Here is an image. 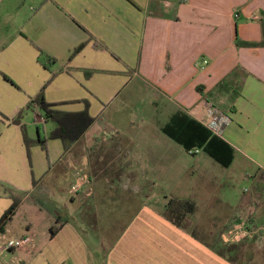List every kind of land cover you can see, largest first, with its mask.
I'll return each instance as SVG.
<instances>
[{
  "label": "crops",
  "instance_id": "crops-1",
  "mask_svg": "<svg viewBox=\"0 0 264 264\" xmlns=\"http://www.w3.org/2000/svg\"><path fill=\"white\" fill-rule=\"evenodd\" d=\"M263 23L264 0H0V219L10 190L27 193L0 242L31 238L0 249V264H262L264 256L243 253L237 263L212 251L198 231L214 232L215 222L199 225L197 204L179 228L142 201L145 184L177 177L185 159L162 127L180 111L206 124L213 103L232 118L221 138L235 158L228 168L211 158L192 174L212 193L239 174L257 186L253 198H228L221 210L227 230L254 222V247L264 249V46L245 44L263 40ZM40 51L59 62L46 69ZM44 87L65 111H82L87 100L96 122L66 153L53 140L29 155L13 119ZM22 124L31 139L55 128L37 108ZM104 196L139 205L123 222H106L115 211ZM99 232L121 233L106 237L111 251Z\"/></svg>",
  "mask_w": 264,
  "mask_h": 264
},
{
  "label": "trees",
  "instance_id": "trees-1",
  "mask_svg": "<svg viewBox=\"0 0 264 264\" xmlns=\"http://www.w3.org/2000/svg\"><path fill=\"white\" fill-rule=\"evenodd\" d=\"M264 24V23H263ZM248 46H264V36L260 43H245ZM84 44L77 50L76 54L81 52ZM40 62L46 69H51L55 63V59L40 51ZM94 74L93 70L86 71V76L91 77ZM9 80V79H8ZM85 108L79 112H69L62 110L60 104L50 103L45 96V87L30 100L27 106L13 119V123L21 125L24 141L30 155V150L33 146H41L43 150L48 152V142L59 140L63 143L65 153L69 151L71 145L80 141L96 122V118L90 114V103L84 100ZM39 109L45 122H50L55 125V128L49 133L47 137H43L38 131V138L31 139L28 135V130L22 124L26 111L32 109ZM162 131L168 137L180 144L185 151L196 156L199 151L205 152L210 158L224 168L232 165L235 158L234 148L228 144L223 138L213 135L212 132L202 122L192 118L186 112H177L170 120L162 127ZM193 152V153H192ZM36 184V182L34 181ZM25 192H18L10 190L9 195L13 200L12 206L5 212L0 219V234L6 232V227L10 220L15 216L20 207L23 198L26 196ZM196 205L194 202L188 200L170 199L166 205V213L164 216L177 227H182L187 217L194 214ZM59 227L55 226L52 229V236H55ZM209 248L217 255L230 259L227 253H231L228 245L222 242V239L213 238Z\"/></svg>",
  "mask_w": 264,
  "mask_h": 264
},
{
  "label": "rangeland",
  "instance_id": "rangeland-1",
  "mask_svg": "<svg viewBox=\"0 0 264 264\" xmlns=\"http://www.w3.org/2000/svg\"><path fill=\"white\" fill-rule=\"evenodd\" d=\"M80 47V46H79ZM77 47L73 51H71L70 59H73L76 56V50L79 48ZM45 53V52H44ZM46 54V53H45ZM51 57V56H50ZM55 63L57 64L59 61L55 58ZM41 63V62H40ZM53 64V65H54ZM52 67V66H51ZM28 112H33L32 110L26 111L24 118L26 117V114ZM137 117H139V124L145 125V123H142V115L139 113L137 114ZM23 118V120H24ZM42 129V125L40 126ZM41 135L43 136V132L41 131ZM185 159L184 163L181 162L182 168L178 167L177 170H179L177 177H167L166 180L158 181L156 183H148L145 184L146 188V194H149L150 196L148 199L142 201L145 203H148L151 208L162 210L164 214L166 213V205L168 204L170 199H177V200H188L191 202H194L198 206V210L196 212V216L198 218V224L199 225H205V224H212L215 222V230L214 232L205 233L198 231L200 236L209 235L208 239L211 242L213 238H219L222 239V242L226 244L223 241V235L227 232V223L224 225L227 221V215L226 212H222V202L227 201L228 198H232L233 200L237 198H242L244 196H247L248 198H253L252 194L255 192V188L257 187L255 184L252 185L251 181H248L244 179L240 174L234 177L231 181L225 182L223 184H220L217 186L218 189H216V193L209 192L207 189H205V186L203 183H201V175L199 172L193 171L198 169V163H203L207 161H212V159L203 151H199L196 156H190L184 151ZM214 163V162H213ZM180 168V169H179ZM175 171V169H173ZM258 176L260 178L264 177V174L262 172L258 173ZM264 179V178H263ZM206 187L209 188V185H206ZM254 190V191H253ZM215 191V190H214ZM104 203L102 201V205L104 208H109L115 211L114 217H108L105 216V221H109L112 218L119 219L121 222H123V219L126 220L125 210L130 209H136L138 207L139 203L135 200L130 201L129 199H114V200H106L107 196H104ZM212 202L210 209L207 211L205 210V207H202V204L204 202ZM48 203V201H47ZM52 202H49V205H51ZM201 205V206H200ZM163 217H165L163 215ZM119 223L121 224V222ZM245 221V220H244ZM247 221V220H246ZM252 224L254 222L250 221ZM187 225L192 226L195 223H192L191 221H187ZM224 225V226H223ZM197 231V230H196ZM89 235L92 234V232L89 229ZM94 234V233H93ZM96 234L105 235V246L106 248L111 251V242L107 240L108 237H116L117 234L121 233H112V232H99ZM107 237V238H106ZM110 240V239H109ZM89 241L91 243V238H89ZM257 238L255 236L246 239L245 241H242L240 243L235 244H226L228 245L229 249L231 250V253H227L228 256H230V259L240 263L241 260V254H247L248 256H264V249L259 250L256 249L254 246L256 244ZM104 246V247H105ZM264 264V262H261Z\"/></svg>",
  "mask_w": 264,
  "mask_h": 264
},
{
  "label": "built area",
  "instance_id": "built-area-1",
  "mask_svg": "<svg viewBox=\"0 0 264 264\" xmlns=\"http://www.w3.org/2000/svg\"><path fill=\"white\" fill-rule=\"evenodd\" d=\"M208 64L207 60L199 63L200 66L204 67ZM207 121L206 127L212 132L213 135L223 137L226 128L232 123L230 115L221 111L215 104L209 103L207 108ZM44 120V119H43ZM193 153V152H192ZM85 183V179L78 180L72 187V193L76 194ZM256 228L250 221H237L235 222L226 233L223 235V241L226 244H235L245 241L253 237ZM31 242V238L26 236L18 239H5L0 242V249L2 251L18 250Z\"/></svg>",
  "mask_w": 264,
  "mask_h": 264
}]
</instances>
